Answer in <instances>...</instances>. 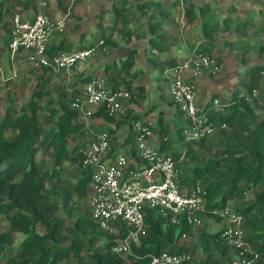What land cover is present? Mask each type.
I'll list each match as a JSON object with an SVG mask.
<instances>
[{"label": "trees", "instance_id": "1", "mask_svg": "<svg viewBox=\"0 0 264 264\" xmlns=\"http://www.w3.org/2000/svg\"><path fill=\"white\" fill-rule=\"evenodd\" d=\"M66 1L57 0L58 6L65 11ZM121 1V4L115 2L112 22L103 26L96 42H102V46H119V40L114 36L116 31L118 36L130 42L135 29L132 27V15L136 11L147 13L153 18L149 24L150 31L160 37L150 41L152 55L147 58L163 71L180 61L176 56L164 57L169 48L168 42L161 39L167 35L161 32L164 24L158 16L169 17L173 8L186 2L185 20L194 23L199 19L198 14L207 9L199 6L198 12L192 0H137V9L133 10L129 0ZM23 10H33L37 14L39 2L1 0L0 23L10 30L12 14ZM198 21L201 23V19ZM225 28L241 31L247 28V24H237L232 28L230 25L222 27L206 23L203 35L213 39ZM73 48L63 39L58 45H50L49 54L71 52ZM201 50L209 51L204 46ZM261 52L264 53V44ZM136 54V49L130 47L121 64L109 66L111 72L106 77L112 88L123 87L130 91L132 98L129 102L145 97V87L135 81L140 78L142 70L131 72ZM160 54L163 57L158 56ZM94 77L87 76L82 80ZM245 78L251 81L250 88L243 93L235 92L227 102L221 100L225 110L215 108L211 118L216 124L225 123L227 127L215 136L188 140L184 151H175L172 155L179 162L183 158L187 161L203 159L193 167L194 177L189 186L201 183L207 189L206 208L209 210L222 209L231 201L235 202L232 205L242 216L247 241L256 246L259 257L255 264H264V96L253 94L264 78V64L249 68ZM51 81L52 76H37L29 99L24 102L18 100L16 105L6 103L9 95L6 99L0 96V108L2 101L5 102L4 111L0 112V216H5L9 223L8 230L0 231V264H62L64 261L72 264H150L151 256L163 251L189 252L194 256L191 261L181 264H225L227 259L231 260L232 249L222 237L224 224L219 216L217 220L223 224L221 228L200 230L196 245L190 247L179 244V240L185 235H193L194 226L173 224L152 210L147 212V234L139 244H133L129 254H114L111 247L115 236L99 228L89 207H85V200L90 196L91 176L79 170L81 176L73 181L62 174L67 160H78L79 143L72 145L70 141L84 127L75 106L80 92L76 88H59L54 98L49 89ZM215 97L216 94L212 99ZM210 101L205 103L208 108H211ZM170 104L176 106L172 100ZM177 110L182 113L178 107ZM95 115L118 124L131 123L130 119L134 123L140 116L133 114L129 107L123 119L109 116L103 107ZM158 122L160 132H165V135L169 128L164 123L162 112ZM184 128L179 127L180 136ZM213 137L214 140L211 139ZM161 146L169 148L173 142L162 138ZM179 166L182 171L180 163ZM186 179L188 176L183 177L182 171L183 186L188 184ZM248 192L254 193L250 200L245 199ZM17 233H23L25 237L13 251L11 247ZM198 251L203 253L200 259L196 258Z\"/></svg>", "mask_w": 264, "mask_h": 264}, {"label": "built area", "instance_id": "2", "mask_svg": "<svg viewBox=\"0 0 264 264\" xmlns=\"http://www.w3.org/2000/svg\"><path fill=\"white\" fill-rule=\"evenodd\" d=\"M39 4L40 11L33 19L23 18L19 11L12 14L9 39L12 61L20 55L34 67L60 73L72 70L95 54V47H86L50 55L51 40L65 29L66 15H52L44 10L45 2ZM220 71V63L214 55L199 51L164 71L170 98L186 115L188 140L215 136L227 127L225 123L216 124L207 116L209 108L198 101L196 87L186 75L198 76L207 72L217 75ZM3 75L5 70L0 54V76ZM17 76L18 69L14 67L11 77ZM81 91L75 99V106L91 139L79 142L78 160L74 165L91 176L88 207L99 228L115 236L111 251L125 255L131 252L133 244H139L147 234L146 216L149 210L173 224L202 226L207 189L201 183L181 184L180 162L162 147L150 144L153 135L151 123L134 121L133 154L120 153L115 159L108 158L113 135L108 130L96 131L92 120L100 107L109 116L123 119L132 98L130 91L123 87L112 88L105 77L90 79ZM256 93L254 89L253 94ZM210 104L211 108L225 110V104L218 97L213 98ZM162 138L168 139L167 136ZM211 212L226 222L222 237L236 254L227 264H255L259 256L247 241L240 212L229 203ZM193 258L189 252L163 251L152 255L150 264H181Z\"/></svg>", "mask_w": 264, "mask_h": 264}, {"label": "rangeland", "instance_id": "3", "mask_svg": "<svg viewBox=\"0 0 264 264\" xmlns=\"http://www.w3.org/2000/svg\"><path fill=\"white\" fill-rule=\"evenodd\" d=\"M36 1L45 2L44 10L48 13H51L52 15L62 13L66 15L65 29L55 35L59 41L64 39L70 44H73L74 47L90 44L95 45V54H93L87 60L80 62L75 67L74 71L71 70L73 74L80 73L81 71H84L83 73H85L88 72L87 70L91 69V67H94L96 74L92 75V77H108L109 73L111 72V68L109 66L112 63L121 64L122 60L127 57L129 48H135L137 51L136 62L131 72L142 70L140 78L136 79L135 81H141V83L145 84L149 89L147 99H143H146V105L153 103L157 104V107H155L151 113L152 115H155L156 111L159 109V106H163L162 102H165L167 95H160L161 82L163 75H165L164 72H162L160 66L153 63L151 59L147 58L149 55H152L149 51L151 49V46L149 45L150 41L153 38H160L158 37L157 33L150 31L149 24L153 18H151L149 14L136 11L132 15V27L135 29L130 42H126L122 37L118 36V32L116 31L114 32V36L119 40V46H102V42L97 43L96 41L99 38L103 25L111 24L112 22L113 16L115 14V2H120L119 4H121V0H67L66 11L58 6L57 0ZM192 1L194 2V5L197 6L198 12H200L198 8L199 6H206L207 8L204 13L198 14L199 19H197L194 23H187L185 20L184 9L188 5L186 2H183L181 5L173 9L171 17H165L164 15L158 16V19H161L162 24H165L161 28V31L167 35L166 38L161 37V39L170 44V50L168 49V51L164 54V57H172L173 52L176 56H178L181 62H183L184 60L188 59L193 52H203L201 50L203 46L208 48L209 51L205 52L213 54L218 59L221 71L217 75L211 76L208 74L209 82L207 83V86L204 83L200 84V82H197L196 78L194 77L196 81L193 83L197 90L198 101L201 104H205L210 101L215 94L220 100L225 98L224 100L228 101V96L224 97L221 96V93H218V90L222 85L225 84V86L230 89V91H233V89L238 86L239 88L237 90H239V92L247 91L251 85L250 80L246 79L241 81V75L245 71L244 68L240 69V74H238L236 71L237 63L248 66L250 64L257 66L264 64V53L261 52V46L264 44V27L261 28L263 31L261 37L257 39H255V34H251V31L249 33L248 30H246V32H244L246 34H242V32L236 33L227 28H225L222 33L215 35L213 39H207L203 35L204 24H216L217 26L226 27L229 24L228 20L230 14L237 12V14H235L237 15V18L240 17L242 18L241 20H246V18H250L247 16H250V12L252 10H259L264 20V0H243L240 5L239 3L236 4L235 0ZM129 2L132 4L133 10L137 9V0H129ZM200 19L201 23L198 21ZM230 20L231 23L229 25H232L236 19L230 18ZM262 24L264 25V21ZM8 31V27H5L3 23H0V50L3 51L1 60L3 69L5 70V75L0 76V96L6 99L7 95H9L10 99L6 100V103L8 101L9 103L12 102L14 105H16L18 100L24 102L29 99L32 89L36 83L35 76L37 73L34 72V69L36 68H33L32 70L27 69L28 65L24 64L27 61L23 57H19V59L12 61L6 36V33H9ZM244 35L249 36L244 37ZM247 39H249L253 44L251 48ZM245 41L247 44L245 51L242 49L240 50L239 44ZM158 56H161V54ZM21 61L23 63H21ZM106 66L108 67L106 68ZM14 67L18 69V76L15 78L11 77ZM196 77H198L197 79L200 78L199 75ZM67 78H69V75L64 72L52 74V81L50 83L49 89L54 93V98L55 91H57L59 88L71 90L74 86ZM234 79H237L236 84L231 83ZM71 81H73V79ZM82 82L79 81L78 83L82 84ZM211 87L214 88L211 89ZM226 87H224L222 90L227 91L225 89ZM258 96H264V78L260 88L258 89ZM46 102H49L48 99ZM4 103L5 102L2 101L0 112L4 111ZM54 103V105H56V102ZM214 111L215 108L209 107V109L206 111L207 116L212 118ZM173 118V123H178V127L185 126V128L182 131V136L176 137L179 128L177 126H173L172 123L169 124V130L164 136H167L174 144H177L176 146L173 144V146L169 148L164 147L163 151L171 154L172 152L178 151V149H182V147H184L185 143L188 141V121L185 115L183 116L181 114H177L174 115ZM125 128H127L126 124L119 129L118 133H122ZM173 136L176 137V142L175 139H173ZM211 139L214 140L215 137ZM70 143L74 144L73 139L70 141ZM202 160L187 161L183 158L180 164L184 173L186 175L189 174L190 176L193 175L191 174L193 167L198 163L200 164ZM62 174L73 181L79 179L81 176L79 169H77L74 165L73 159L67 160L64 163ZM253 194L254 193L248 192L245 195V199L250 200L253 197ZM88 200L89 196L85 200L86 208L88 206ZM229 204L234 205L235 202L231 201ZM204 219H207L206 222L204 221L202 226L195 227V232H193V235L190 237L183 236L179 240V244L194 247L196 245V240L194 237H197L200 230L207 228L213 231V226L210 219L219 222L217 220V215L212 214L211 210L207 208L204 213ZM222 225H219L215 229H220ZM8 229L9 223L6 217L0 216V231ZM24 237L25 234L17 233L15 243L11 247V250L15 251L19 247ZM250 244L251 248L255 251L256 246H254L252 243ZM62 264L72 263L64 261Z\"/></svg>", "mask_w": 264, "mask_h": 264}, {"label": "crops", "instance_id": "4", "mask_svg": "<svg viewBox=\"0 0 264 264\" xmlns=\"http://www.w3.org/2000/svg\"><path fill=\"white\" fill-rule=\"evenodd\" d=\"M235 1H236V4L239 3V5H240V3L243 0H235ZM244 1H246V0H244ZM16 5H17V7L19 9H21V6L20 5H18V4H16ZM168 5H170V4H168ZM239 5H238V7H239ZM175 8H173V9H175ZM20 13L22 14V16L25 19H33L34 16H35V11H33V10H28V11L23 10ZM235 14H237V12H234V14H230L229 15V20H228V23L229 24L231 23L230 18H235L236 19L233 22V24L230 25V26L233 28L237 24H247V28H245L244 30H241V31H235V30L231 29L233 32H236V33L242 32V34H243L244 32H246V30H248L249 33L251 31V34H255V37H256L255 39L261 37V34L263 33V31L261 30V28L264 27V25L262 24L264 20L262 18L261 12L259 10H252L250 12V16H247V17H250V18H246V20H241L242 18H240V17L237 18V15H235ZM169 17H171V15ZM104 25H106V24H104ZM8 32L9 33H6L7 42L9 40V38H10V30ZM244 34H246V33H244ZM247 36H249V35H244V37H247ZM247 41H248V43H250V48H251L253 44L250 42L249 39H247ZM59 43H60L59 39H57L55 37V35H54L53 38H52V40H51V44L58 45ZM67 43L70 44L69 42H67ZM246 45H247L246 44V41L245 42H241L239 44L240 50L242 49L243 51H245ZM79 48H84V47H82V46L74 47L73 50H76V49H79ZM168 48L170 50V44L169 43H168ZM73 50H71V51H73ZM9 52H10V50H9ZM203 52H205V51H203ZM0 54H1V58H2L3 51L0 50ZM237 54H238V52H237ZM10 55H11V53H10ZM172 56H176V55L172 52ZM19 57H20V55H19ZM19 57H17L16 59H19ZM176 57H178V56H176ZM179 61H180L179 63H181V60L180 59H179ZM21 63H23V62L21 61ZM24 64L28 65V68H27L28 70H32L33 68H36L38 70L35 78L37 76L48 77V76H52V74H55L56 73V72L51 71V70H48V69L45 70V69H43V67H34L29 62H25ZM250 65L249 66L248 65H244V64L241 65V64L237 63V66H236L237 67L236 68L237 73L240 74L239 70L240 69H243V68H244V71H245L241 75V78H242L241 81L242 80H246L245 73L247 72V70L249 68H252L254 66H257V65H252V64H250ZM94 69H95L94 67L93 68L91 67V69L87 70L88 72H85V73H83L84 71H81L80 73H76V74L74 73L73 74L71 72V70L68 71V72H64V73H67L69 75V78H67V79H69V81L72 82V84L74 85L72 87V89L76 88L80 92L81 89L83 88V86L89 81V80H86V79H84V80H82V79L83 78H86L87 76H91L92 77V75L96 74V71ZM72 70L74 71L75 68H73ZM162 72H164V71L162 70ZM208 74H210V73L207 72V73H204V74L199 75L200 76L199 79H197L198 77L193 76V75L188 74V73L186 75H187L188 80L191 81L192 83L193 82L195 83V81L197 80V82H200V84L204 83L207 86V83L209 82V80H208L209 75ZM194 77L196 78V80L194 79ZM72 79H73V81H71ZM247 80H249V79H247ZM79 81H81V82L83 81L82 84L78 83ZM136 83H140V84H142L145 87V97L138 98L136 101L133 100V101L129 102L128 107L130 109H132V113L133 114L134 113L140 114L139 117L135 118L136 120H141V121L146 122V123H148V122L151 123L152 130H153V135H152V137L150 139V144L152 146H154V147H162L161 146V139L164 136V133L165 132L164 133H161L160 132L161 125L158 122V117H159L160 112L163 113L164 123L168 126V128H169V124L170 123H172L173 126H177L178 127V123H173L174 122L173 121L174 120V118H173L174 115L181 114V115L184 116L185 114L183 112L182 113L178 112L177 107L175 105H173V104H170L171 98H170V94H169V84H168V80L165 77V75H163V79H162V82H161L160 95L161 96H166L167 95V97L165 99V102H162L163 103V106H159V109L156 111L155 115H152L151 113L153 112V110L155 109V107H157V104H154V103L153 104H148V105L145 104V100L147 99V94L149 92V89L147 88V86L145 84L141 83V81L136 82ZM136 83H134V84H136ZM231 83L232 84H236L237 83V79L232 80ZM224 87H226L225 84L221 86V88L218 90L219 91L218 93H221V96H224V97H227L228 96V100L232 98V96L234 95L235 92H239V90H237L239 88L238 86H236L233 89V91H230V89H228L227 87L225 88L227 91H224V90H222ZM213 88L214 87H211V89H213ZM243 92L244 91H241L240 93H243ZM257 95H258V90H257ZM134 98H136V96ZM143 98H146V99L144 100ZM224 99H222V100H224ZM225 102H227V101L225 100ZM97 111L95 112V114L97 113ZM95 114H94V118L92 120L93 121V128L96 131H98V132L104 131V130H108L113 135L112 147H111L110 153L108 155V158L110 160L115 159L118 156V154H120V153L133 154V152H134L133 119H130V122L131 123L124 122L122 124H118V123H115L114 121H109V120L105 119L101 115H95ZM185 117H186V115H185ZM125 124L127 125V128H125L124 131L119 134L118 133L119 129L121 127H123V125H125ZM177 136H180L178 134V132H177L176 137ZM176 137L173 136V139H175V142L177 141ZM90 139H91L90 135L87 134V132L85 130V127H83V130L80 133H78L76 135V137L73 139V143L74 144H72V145H76L77 143H79L81 141H88ZM176 144H174V145L176 146ZM184 150H185V146L182 147V149H178L177 152H182ZM191 174L194 175L193 171H192ZM193 175H190V176H189V174L186 175L184 173V171H183V177L184 176H188V179L185 180V182L188 183L187 186H189V183L193 179V177H194ZM207 219H208V217H207ZM207 219H204V221L206 222ZM210 221H211L212 226H213V231H214V229L216 227H218L219 225H222L221 222L213 221L211 219H210ZM222 222H223L224 225L226 224V222H224L223 220H222ZM193 229L195 230V227H193ZM210 231H212V230H210ZM187 236L190 237L191 234L185 235V237H187ZM194 239L197 240V237H194ZM202 256H203V253L201 251H198L197 254H196V258L197 259H200ZM235 257H236V254H235V252L232 251V253H231V260L233 258H235ZM228 261H229V259L226 260V263L225 264H227Z\"/></svg>", "mask_w": 264, "mask_h": 264}]
</instances>
